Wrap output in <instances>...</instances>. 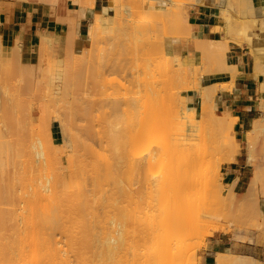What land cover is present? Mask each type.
<instances>
[{
	"label": "rangeland",
	"instance_id": "374dc122",
	"mask_svg": "<svg viewBox=\"0 0 264 264\" xmlns=\"http://www.w3.org/2000/svg\"><path fill=\"white\" fill-rule=\"evenodd\" d=\"M75 1L78 5V8L69 11L63 19L64 23L70 22L72 20V25L71 27H69L70 34L67 31L69 36L65 37L64 39H62L61 36H58L59 38L61 37L59 42H62H60L61 44L56 42L55 44L57 45L54 46L56 48H52L53 50H56V53L53 50H49L48 46L46 47L45 39L42 38L40 40V45L42 46L40 51H42L43 53H45L46 50L52 51L51 53L48 52L49 54L47 58H49L50 56L49 60L52 61L51 64H53L54 66L52 68V72L54 70V75L52 74V72H50L40 76V79L38 78L40 80V82L38 81L39 84L35 82L34 76L32 77L30 75L31 72L28 69L29 67H27V65H23L25 63L22 57H18L17 52L14 53V51L17 50L15 49L16 45H18L19 47L20 43L14 44V46H5L0 41V43L2 44H0V48H2L0 49V83L3 84L5 81V83L3 84L4 87L1 86L2 84L0 85V106L3 105L2 103H6L9 104L10 109L13 108L11 109V112L14 116H16L14 118H17L19 120L20 124H16H18V127L20 125L21 128H19L22 129V131L20 129L19 130L21 134L24 135L20 136V132L18 131H10L11 129L9 128V124L3 121L5 120L3 119L5 114L3 109L4 107L1 106L0 109L2 108L3 111H1L2 109L0 110V121H3L4 125L3 122H1L0 126L3 125L4 127L2 126L0 131H2L5 135L2 134L3 136L0 137V141L3 138L5 139V136H7L8 138H6L5 141L7 142V140L9 139L8 141H10V143L12 142V145L14 144L13 148L15 145L17 146V148H14L16 150H13V152L16 151V153H14V156L13 154H10L15 157V160L9 161L11 164L7 162L8 166L5 161V164L7 166H5V173L8 174H5L4 182H14V188L9 195L10 199L13 201L12 203H10L13 205H7L8 202L6 201L2 202L3 204L1 203L0 205L3 209L5 207H8L11 211L15 209V212L7 218L5 228L0 232L1 242L4 244L21 243L22 238H27L34 230H36V228L30 223L31 218H34L33 220L34 222H36V225L40 223L36 230L37 235H39L38 237L45 238L44 236H46L45 242L40 241L41 244H43L44 246L53 244V246L51 247H54L56 245L54 243H57V245H59V248L62 246L61 249L64 247L67 250V252L66 250H61L62 254L60 256H63V262H60L61 259H63L61 257L58 262H56L57 258L56 260L53 259V262L52 259L48 258V256H51L52 254L51 252H49L50 248H48V246L42 247V245L41 248H44L43 251L46 252L41 251L44 254V257L42 259L40 258L41 260L39 259V262H43H41V264H204V252L205 248L207 247V238L212 236L213 234L223 232L237 239L251 241L254 240L253 236L251 235L253 232H256L261 237H264V173L258 188L253 191L246 190L249 185L250 179H252L254 174L258 171L256 170V166L257 168L258 166L260 168V171L258 172L261 173L262 171H264V161L262 160L264 159V133L257 137L255 135H249L248 137L249 145L252 146V150L256 149L257 151H255V153L253 151L255 164H251V171L249 178L247 179V183L241 184V188L239 189L242 192H237L234 190L236 181L230 183L231 189L228 191L229 184H225L226 167L230 163L235 162L234 157H236L238 153L234 151V128L231 127V124L229 127L230 129H225L226 126H223L225 129H223V133L227 140V142L225 143L228 144L225 146V149L223 147L224 150H222L225 152L226 148L228 149L229 153H227L228 155L226 157H228L229 159H224L223 157L225 156H222L221 153H218L220 155L217 154V156L213 154L215 156L214 159L211 158L212 156L208 157V159L211 158L212 161L207 167H203V169L200 168V173L203 174L199 175L201 176V183L199 182L200 185L198 186V183L195 182L197 183L196 185L198 186V188L193 190L190 189V186H186L185 188L188 187L189 189H183L182 194L187 196L186 198H188V202L184 201L187 203L182 204V207L190 206L189 209H185V215L182 217V219L181 217H177L178 219L176 218L172 221V223H170L169 226L172 227L167 226L165 230V227H161L163 231L166 232L165 233L159 226L161 217L155 218L153 216L155 212L159 211H156V207L158 206L155 207V205H158L157 203H159V201L161 200L160 196H162V198L164 199V197H166V194L168 195L169 192H171L169 190L174 189L171 186V182L185 173L184 165L176 164L177 159L180 158L179 154L185 151V145H176L173 147H166L158 151H153L155 145L164 142L169 134L167 132H159L153 138H150L148 134L151 125L153 124L150 120V116L152 114H155L158 110L161 111V108H158V110H156V106L155 108H153L156 111L151 109L152 113L150 112L151 114L149 116L147 115V113L149 112H145L146 114L144 113L145 109H148L146 105H149L148 107H151L152 105L155 106L157 102V104H159L160 98L157 95H160V93L156 92L155 89L159 90V86L163 84L162 81L158 82L159 78L161 79V76L158 78V68L155 69L156 67H153L154 63H151V61L154 62L153 60H155V65L161 61V57H165V61L167 60L166 62L170 61V58L172 61V57H175L180 53H185L187 52V50L192 51L196 46V41L193 37H186V34L182 33L184 32L182 31L183 28L185 30L189 27H187L184 21L183 23L186 26L183 25L184 27H182V23H180L179 26L181 34H178L181 36L171 35L176 33L175 31H177V27L175 26H173L176 28H174V33L172 32V30H170L171 24L175 25V22L173 20L177 19V11L184 10L182 11V13H189L190 21H194L192 14L194 13V9L197 6H202L205 4L215 5L216 12L221 18V31L225 33L226 41H237L240 44L247 43L251 49L252 42L248 40V33L253 32L259 38V42L257 41L255 43H258L259 47L262 45L261 41L264 38V25L260 21L264 18V3H259L258 0H112L114 2H117V6L121 7L116 8L113 5L114 3L112 1L111 2L113 4L110 3V0H107L110 6V10L97 12L85 23L84 27L82 28V32H80V19L85 15V10L88 6H94V0ZM247 1H251L249 4H253V9L249 8L246 5ZM45 2L52 9V11L57 7V0H45ZM52 3L55 6H53ZM137 6H139V8ZM165 10H167V17L164 16ZM251 10H255L256 15L254 16L258 17V20L260 21L258 23L259 26H252L251 23L255 22H252L253 12H250ZM153 13L156 15H154ZM229 13L231 15L234 14L232 15V19L231 16H229ZM81 14H83V16H81ZM52 15L54 16V14ZM154 16H158V18H155ZM163 16L164 18H167L169 22L165 19L163 20ZM227 16H229V19L232 20V22L229 21V25L234 24L231 25L232 27H228L227 25ZM152 18L157 20H154ZM108 19L116 22L114 25V30L104 35L97 34L98 37H96V33L92 34L94 26L93 22L95 20L101 21L103 24H105ZM147 19L149 21L150 19L152 21L154 20V24H151L153 23L152 21L148 23L149 21ZM233 20L235 23L233 22ZM163 21L169 23V29H167L168 32H170L169 35L167 34V32H165L166 35L164 34V32H161L167 26L166 23H163ZM155 22L157 23V25ZM145 23L146 25H144ZM155 25L157 26L156 28L154 27ZM190 27L188 29H190ZM157 28L159 29L156 30ZM45 31L46 30L42 31L40 34H44ZM71 31H73L72 34ZM21 32L24 33V31ZM155 32L158 33V36ZM159 33L163 34H161L160 36ZM20 35L22 36L21 33ZM182 35H184V37ZM71 36L72 38H70ZM23 37L25 38L24 34ZM157 38L160 39L158 40ZM69 39L72 41H68ZM155 39L158 40L156 41V44L154 41ZM20 40L21 39L17 41ZM64 41H68V44H65ZM69 42L71 44H69ZM152 44L156 45L157 47L158 44H161L160 49L161 47H163L162 49H164L163 52L165 54H160L162 56L157 53L159 55V60H156L157 55L155 54L154 55L156 56V58L153 56L152 60L150 54L153 55V52H147L150 49V45L152 47ZM227 44H229V42ZM255 44L252 47H254ZM59 45L62 46L59 47ZM169 46L171 47L172 52L168 51ZM260 48L262 50V57L264 60V48ZM114 49L117 50V56L113 55L115 51H111ZM154 49L151 48L152 51ZM252 49H254L252 51H255V48ZM110 56L115 57L112 58ZM206 56L202 57V53H198L196 55V59L192 65V68H194V70L195 68H199L198 73H200V76L198 73H196V75L198 74V77L193 78L199 80L201 84L204 85L212 82V88L217 90L218 101L219 92L229 89L225 87L228 82L220 81L222 76H218L213 73L211 67L212 65L208 64L210 65V67H205L206 63L208 62H206L204 66L201 65L203 64L202 59H205ZM206 58L208 60L209 57ZM19 62L20 66H18ZM65 64L69 65L72 68L71 69L70 67H68L70 68L68 69L70 70V72L66 69ZM160 64L163 66L162 63H158L157 65L159 66ZM56 65L57 67H62L61 69L62 71H64H59V68H57ZM102 65L104 67H101ZM168 65L171 66L170 63H167L166 66L168 67ZM167 67L164 68L167 69ZM54 68H56L58 71ZM154 69L156 71L155 74L152 73L155 72ZM23 70L27 72L29 71V75L27 73L26 74L31 77H28L25 74V71L23 72ZM191 70L192 73L195 74V72H193V69ZM201 70H205L204 72L207 74H205ZM14 71L17 75L14 73ZM166 71L167 70H165V73L168 74ZM56 72H59L58 74L61 75V77L60 75L58 77L61 78L63 83H60L62 82L60 79H58L59 81L56 79ZM146 72L149 73L147 74ZM163 72L161 73L163 74ZM208 72L210 74H208ZM194 74H192V76H194ZM146 75L148 78H146ZM155 75L156 77H154ZM159 75L161 74L159 73ZM51 76L52 80L50 79ZM65 77L69 78L70 81L68 79L67 81H69L70 83L66 81ZM157 78L158 80L156 81ZM173 78L175 79L176 76ZM3 79L4 81H2ZM118 79H120V81ZM64 80L66 82H64ZM170 80L171 78L169 79V81ZM216 80L220 83H214V81ZM155 81L157 83H155ZM175 81H178V83L180 84L183 83V81H180L179 78L178 80L175 79ZM31 82H34L35 85ZM165 83L166 82H164V84ZM177 84H174V86L176 87ZM183 84H178V90H180L179 88ZM60 85H63V87L61 88ZM2 87L4 88V90ZM57 87L59 88L55 89ZM32 89L34 91H32ZM57 90H61V92ZM162 91L165 90L162 89ZM172 91L174 92V90ZM159 92H161V90H159ZM3 93H5V95ZM152 93L153 95L157 94L155 95L156 97H152ZM184 93L190 94L191 92ZM111 94L113 96L112 99ZM113 94L116 95V97ZM15 95H18V98ZM8 96L9 98H6ZM149 96H151V98L153 99H150ZM164 96H166L165 93ZM193 97L195 99L194 103L196 107L199 108V98L197 96ZM148 98L153 103L148 101L146 103V100H149ZM114 99L116 100V102L119 101L118 107L116 109L117 114L115 115H117V117L120 116L119 125L122 124L120 126L121 129L123 127L122 135L125 136L122 137V140L124 142H121L123 144L121 145V156L118 163L119 169L117 167L116 176H111V173H109L110 176L107 175L109 178H106L107 176L100 178L99 176L97 177L95 175H91L95 179H93V177L89 175L76 176L73 173V170H77L76 166H80L79 163L82 158H86L87 160L91 159L94 162L93 163L90 160L93 164H95V158V160L100 161L99 164L102 161L99 155H95L93 153L90 154L92 150L87 151L86 146L90 144L96 150L98 148H101L99 144L100 136L98 132L102 129L103 120L106 117L110 116V112L112 110L111 104L112 102H115ZM155 99H157L158 101H155ZM109 100H111L112 102H108ZM167 100L168 99H166V101ZM154 102L156 103L154 104ZM167 104L166 106H168ZM158 106L160 107L162 105L159 104ZM129 109L137 110H135V117L134 115H131L134 113L130 114V112H128ZM139 109H141L142 111H139ZM216 111L217 113H221V109L219 108H217ZM127 112L131 116H129ZM167 112L170 116L169 111ZM163 113L161 115H163ZM171 115L173 116V113ZM128 117L134 119L129 120L130 118ZM109 118H113V115ZM159 118L161 119V117ZM50 119L52 120L49 121ZM229 121L231 120H228L227 122L229 123ZM126 122H130V125ZM224 123L225 122H223L222 125H226ZM217 124L218 123H216L215 126H217ZM126 125H132L133 129L130 130L131 128H127ZM222 125L220 126L222 127ZM125 128L131 131V134H129L131 139L129 138V136L127 137L126 132L128 130ZM2 129H5V131H3ZM91 129L95 133L90 132L89 130ZM53 131L55 132V138H53L52 136ZM12 132L16 133L14 134ZM17 132L18 135L16 136ZM209 132L210 131H208V135L211 134ZM217 132L218 131H216L215 133ZM220 132L219 134L223 135V133ZM31 133H33V135H30ZM217 134H215L214 136H216ZM48 135H51L50 137L52 142L48 141L50 140V138H48ZM133 135L135 136V139H133ZM13 136L17 138H14ZM18 136L22 138L20 139V137L18 138ZM32 136H40L47 141L48 145H53V148L49 146L50 149L48 150H53L51 154H55L54 157L57 162H55V164L52 163L54 166L51 165V168H56H54L55 170L48 168L50 166L47 162H44L45 160L40 161V159H36L32 156V152L30 153V151L33 150L32 148H29L31 146L27 147V145H29V141L27 142V144L24 140H22L24 138H28L30 140L32 139ZM210 137L211 136H208V138ZM19 139L20 142L22 140L26 144L25 145L23 143L25 145L23 146L25 148V151L22 148L23 151L21 152H24L22 154L20 152L17 153L18 151L22 150L20 146L21 143L17 141ZM219 139H221V136ZM209 141L207 143H211ZM16 142L18 144L20 143V147L18 146V144H16ZM251 142L254 143L252 144ZM221 143L218 144L221 145ZM218 144L217 146L219 148L220 146ZM209 145L210 144H208V146ZM18 147L20 150L18 149ZM209 147H207L206 149H208ZM26 148H29L30 150ZM214 150L216 151V147L214 148ZM259 150L261 153L259 152ZM27 152H29V154ZM102 152L105 151L103 150ZM216 152H218V150ZM24 154H27L28 156L26 157V160ZM234 154L237 155L235 156ZM149 155H151V158H149ZM208 155H210V153H208ZM91 156H93L94 158ZM19 157H22V161L21 159H18ZM5 158L7 159V157H4V160H6ZM11 159L9 158V160ZM16 159H18L19 163H17L18 161H16ZM86 159L84 160L86 161ZM90 161L86 162L90 163ZM42 162L44 165H46V167L42 164ZM102 163H104V160ZM99 164L98 168L96 167V170H100L99 167L101 166V164L100 166ZM105 164L106 163L102 165L104 166ZM29 165H31V169ZM43 166L45 168L44 170L42 168ZM94 166H97V163ZM106 167L107 166H104V168ZM96 170L94 172H96ZM101 171H103V168L102 170H100V172ZM30 172L35 173L30 174ZM104 172L105 170L103 171V173ZM154 173H156L157 176H154ZM52 175L54 176V178L52 177ZM96 175H100V173ZM31 176H33L34 179H37L33 181V177ZM57 176H59L58 181L55 180L56 178H58ZM96 177L98 182L97 184L94 183L95 181H92L96 180ZM99 178L101 181H99ZM42 179H47L46 181L50 180L53 183H55V181L59 182V184H57L58 187L54 191V193L45 200H40L35 196V192H37L38 188L37 185L40 186L38 182L41 180L39 183L42 184ZM218 179L224 182L225 186H223L222 189L218 185ZM50 181L48 183H51ZM100 182H102V186H99ZM33 183L36 184L34 185ZM91 184H96V186L100 187L101 190H97L96 186H94L95 189L92 190L93 185L91 186ZM34 186H36L35 190ZM90 186L91 188H87L88 190L86 189L87 191H85L86 193H84L83 189ZM192 186L193 185H191V187ZM163 191H168V193L163 194ZM8 208L7 210H9ZM163 214H165V212L162 213L161 216H163ZM156 216L160 215L158 214ZM45 218H47L49 221L44 223V221L42 220L46 221ZM39 219L41 220V222H39ZM219 221H222V223H220ZM178 224L181 226H179ZM174 225H177L179 228L182 227V230H171V228H175ZM169 229L170 231L167 234ZM173 232L177 234H173ZM241 232H246L249 235L241 236L239 235ZM50 236L52 240L51 238H48ZM53 236L54 238L56 237L58 239H56L58 242L56 240H53ZM111 237H113L116 242H113L115 248L110 252L107 249V245L109 244L108 242ZM160 238H162L163 241H161ZM158 241L163 242L162 244L165 245L162 247L157 245L160 244ZM44 243H47V245ZM98 246L100 248H97ZM96 248L100 249L101 251L96 250ZM47 249L50 255L45 256V254H47ZM40 256L42 257V253ZM237 256L241 260H243V263L240 262V260L239 262L232 260V262L228 264H261L255 258L242 255ZM51 257L53 258V256ZM31 258H33V256H23L19 246L14 248L13 259L17 264H27L25 259ZM234 258H236V255L234 256ZM0 264H5L3 263L2 257H0Z\"/></svg>",
	"mask_w": 264,
	"mask_h": 264
},
{
	"label": "bare ground",
	"instance_id": "6f19581e",
	"mask_svg": "<svg viewBox=\"0 0 264 264\" xmlns=\"http://www.w3.org/2000/svg\"><path fill=\"white\" fill-rule=\"evenodd\" d=\"M50 1V0H49ZM52 1V0H51ZM54 1H56V0H54ZM112 0H110V3H112L116 8H118L119 6H117L118 4H117V0L114 2V1H112ZM120 2H122V1H120ZM251 1H247L246 2V5L249 7V8H251V9H253L252 7H253V4H249ZM93 3H94V5H95V0L93 1ZM53 4V3H52ZM116 4V5H115ZM53 6H55L54 4H53ZM57 6V5H56ZM125 6H128V5H125ZM140 6V5H139ZM139 6H137L138 8H139ZM135 7V6H134ZM136 7V8H137ZM119 8H121V7H119ZM213 8V10L216 12V8H215V5H214V7H212ZM54 9H56V8H54ZM53 9V14H54V10ZM107 10H109L107 7H105L104 8V10L103 11H107ZM149 11V10H148ZM167 10H165V15L164 16H168L167 15V12H166ZM182 11H184V10H182ZM182 11L181 10H179V11H177L178 12V14H177V19L176 20H173L174 22H175V25H173V24H171V26H170V30H172V32L174 33V30L176 29L175 27H177V31H175L176 33H174V34H171V35H173V36H181V35H179L178 33H180V29H179V26H180V23H182V27H184V26H186L187 25V27L189 26H191L190 27V29H188L187 27V29H185L184 30V28H183V30L182 31H184V32H182V33H185L186 34V37H190V38H194L195 39V41H196V46H195V49L194 50H187V52H185V53H180V54H177L175 57H172V61H171V58L169 59L170 61H168V62H166L165 61V57H161L163 60H164V62H163V60L161 59V61L160 62H158V63H162L163 64V66L160 64L159 66L156 64L155 65V60H153V56L156 58V56L155 55H157V59L156 60H159L158 59V56L160 55V54H165L163 51H164V49H162L163 47H161V49H160V46H161V44H158V47L156 46V45H153L152 44V47H151V45H150V51L148 50L147 52H153L152 54L153 55H151L150 54V56H151V58H152V60L154 61V62H152L151 61V63H154V65H153V67H156L155 69H157V71H159V73L161 74V75H159V73H158V78L161 76V79L159 78V81L158 82H161L162 81V85L161 86H159V90H161V92H159V90H157V89H155L156 90V92H158V93H160V95H157V94H154L153 95V93H152V97L153 96H155V95H157V96H159V104H161L162 106H158L159 104H157L156 102H154V104H155V106L154 105H152V104H150V105H152L151 107H148L147 105H146V107L149 109H145V111H144V113L146 112H149V113H147V115L149 116L152 112H151V109H153V108H155L156 106V110H158V108H161V111H156V110H154V111H156V115L155 114H152L150 117H151V122L153 123L152 125H151V128H150V130H149V134H148V136L150 137V138H153L156 134H158L159 132H167L168 134H169V136L167 137V139L164 141V142H162V143H158V144H156L155 145V148L153 149V151H158V150H160V149H163V148H168V147H173V146H176V145H185V151L184 152H181L179 155H180V158L179 159H177V162H176V164H178V165H184V169H185V173L184 174H182L180 177H178L176 180H173L172 182H171V186L174 188V189H171V190H169V191H171V192H169V194L167 195L166 193H168V191H163V194H166V197H164V199L162 198V196H160V201H159V203H157L158 205H155V207L156 206H158V207H156V211H158V212H155V213H157V214H153V216L155 217V218H158V217H161V220H160V222H159V226H160V228L161 227H165L164 228V230L167 228V226H169L170 225V223H172V221L173 220H175L177 217L179 218V217H181V219H182V217L185 215L184 213H185V211L187 210V208L189 209V207H182V204H185V203H187L188 202V198H186L187 196H185V195H183L182 194V192H183V189L186 187V186H190V189H193V190H195V189H197L198 188V186L200 185V183H201V176H199V175H202L203 173H200V168L201 169H203V167L205 168V167H207L210 163H211V158H215V156H217V154L218 153H221L222 154V156H225V157H223L224 159H227L228 157H226L228 154L227 153H229L228 152V149L226 148V150H225V152L223 151L224 149H225V146L228 144H226L225 142H227V140H226V137H225V135H224V133H223V131L225 130V129H230L229 127H230V124H231V127L233 128V122H235V120H236V118L237 117H235L228 109L226 110V111H224V112H221V113H217V90H215V89H213L212 88V82H210V83H208V84H201V82L199 81V80H196L195 78H193V77H198V74H199V76H200V73H198V71H199V68H195V70H194V68H192V65H193V63H194V61H195V59H196V55L198 54V53H202V57H204V56H206V57H209L208 58V60H207V58L205 57V59L203 58L202 59V62H203V64H201V65H203L204 66V64L206 63V62H208V63H206V65H205V67L207 66V68L208 67H210V65H212L211 67H212V71H213V73L214 74H216V75H218V76H224L225 74H228V77H229V81H227L228 82V84H226L225 85V87H227V88H229V89H231L232 88V86H234V79H235V77H236V75H237V71L236 70H238V69H236V66H234V65H231L228 61H227V51H228V49H229V44H227L228 42H230V41H226V35H225V33L224 32H222L221 31V36L219 37V38H204V37H202L201 36V34H200V32L197 30L199 27H198V25L194 22V21H190V18H189V13L188 14H186L185 12H184V14L182 13ZM144 12H146V11H144ZM187 12V11H186ZM214 12V13H215ZM250 12H253L252 13V15H253V20H252V22H255V23H251L252 24V26L253 25H256V26H259L258 25V23L261 21V23L264 25V18L262 19V20H258V17H256V16H254V15H256V12H255V10H251ZM176 13V12H175ZM150 14V13H149ZM154 14V13H153ZM186 14V15H185ZM230 14V13H229ZM144 15H146V14H144ZM152 15V14H151ZM154 15H156V14H154ZM227 15H228V13H227ZM232 15H234V14H232ZM231 14L229 15V16H231V19L233 18V16H232ZM53 16V15H52ZM55 16V15H54ZM81 16H83V14H81ZM161 16V15H160ZM164 16H163V20L165 19L166 21H168L169 22V20H167V18H164ZM229 16H227V18L226 19H228L227 21H228V23H227V25H228V27L229 26H231V25H234V24H231V25H229V21H231L232 22V20H230L229 19ZM155 18H158V16H154ZM57 18V21H60V22H62L63 23V26H64V28H63V31L61 32V33H55V32H52V31H49V30H46L45 31V33L44 34H41V39L43 38V39H45V42H46V47L48 46V48H49V50H53L54 48H56V47H54V46H56L57 44H55L56 42L57 43H59V44H61L60 42H62V41H60L59 42V40H60V38L62 37V39H64L65 37H67V36H69L68 35V32H69V34H70V28L69 27H71V21L70 22H67V23H64L63 21V19H64V16H60V17H56ZM149 18V17H148ZM152 19H154V18H152ZM169 19V18H168ZM171 19V18H170ZM65 20H67V19H65ZM148 20V19H147ZM154 20H157V19H154ZM154 20L152 21L151 19H150V21H152L153 23H151V24H154ZM149 21V20H148ZM150 21L148 22V23H150ZM166 21H163V23H166V28L163 30V31H161V32H164V34L166 35V33L165 32H167V34L169 35V33L170 32H168V30L167 29H169V23L168 22H166ZM183 21L185 22V24L186 25H184V23H183ZM233 22H234V20H233ZM94 26H93V32H92V34H94V33H96L95 35H96V37H98V35H104V34H107V33H109V32H111L112 30H114V25H115V23L116 22H113L112 20H110V19H108L107 21H106V23L105 24H103L101 21H98V20H95L94 22ZM147 23V22H146ZM146 23L144 24V25H146ZM156 23V22H155ZM199 23V22H198ZM235 23V22H234ZM257 23V24H256ZM156 25H157V23H156ZM154 26L155 28L157 27V26ZM184 25V26H183ZM173 26H175V27H173ZM137 27V26H136ZM164 27H165V25H164ZM232 27V26H231ZM153 28V27H152ZM151 28V29H152ZM172 28V29H171ZM175 28V29H174ZM136 29V28H135ZM150 29V28H149ZM159 28H157L156 30H158ZM162 29V28H161ZM72 30V29H71ZM167 30V31H166ZM202 30V29H201ZM68 31V32H67ZM148 31V30H147ZM153 31H154V29H153ZM72 32L73 31H71V34H72ZM150 32V31H149ZM152 32V31H151ZM66 35H65V34ZM156 34H157V36H158V33L157 32H155ZM21 34H22V36L19 34H17L18 35V37L16 38V41H15V44H19V47H18V45H16V47H15V49H17V50H15L14 51V53L15 52H17V54H18V57L19 56H21L22 57V59H23V61H24V63L25 64H23V65H27V67H29L28 69L30 70V72L28 71H25V70H23V72L25 71V74L27 73H30V75L33 77L34 76V80H35V82L37 83V84H39L38 83V81L40 82V76H42V75H45V74H47V73H50V72H52V68L54 67L53 66V64H51V62L52 61H50L49 60V58H50V56H49V58H47V56H48V52H52V51H45V53H43L42 51H40L41 50V48H42V46L39 44V46H38V48L35 50L33 47H32V45L29 43V41H28V39L25 37H23V34L25 35V33H22L21 32ZM61 34H63V35H65V36H63V35H61ZM98 34V35H97ZM111 34H113V33H111ZM161 34H163V33H161ZM161 34L159 33V35L161 36ZM178 34V35H177ZM181 34V33H180ZM58 36H61L60 38L58 37ZM93 36V35H92ZM159 36V37H160ZM164 36V35H163ZM183 37H184V35H182ZM94 37V36H93ZM247 37H248V40L250 41V42H252V46L259 40V38L253 33V32H250V33H248L247 34ZM59 38V39H58ZM70 38H72V36L70 37ZM19 39H21L20 41H17V40H19ZM158 40L160 39V38H157ZM57 40V41H56ZM66 40H67V38H66ZM65 40V41H66ZM158 40H154L155 41V44H156V41H158ZM0 41H1V34H0ZM64 41V42H65ZM68 41H72V40H68ZM67 41V42H68ZM193 41V40H192ZM194 41V42H195ZM16 42H18V43H16ZM67 42H65V44H68ZM160 42V41H159ZM158 42V43H159ZM259 42V41H258ZM1 43H2V41H1ZM0 43V44H1ZM69 44H71L70 42H69ZM2 45V44H1ZM163 45V44H162ZM256 45H258V46H256ZM62 45H59V47H61ZM64 46V45H63ZM153 46H154V48H153ZM251 46V50H254V49H252V48H255V51H254V53L252 52V54H254L255 56H256V60H257V62H261V61H263V57H262V50H261V48L259 47V44L257 43V44H255V46L254 47H252ZM1 47V46H0ZM58 47V46H57ZM51 48V49H50ZM53 48V49H52ZM151 48L152 49H154L153 51L151 50ZM248 48V47H247ZM250 48V47H249ZM0 49H2V48H0ZM117 49V48H116ZM169 49V50H168ZM168 51H170V52H172V50H171V47L169 46L168 47ZM155 50H156V52H155ZM161 50V51H160ZM2 51V50H1ZM54 52L56 51V50H53ZM111 51H115V53L113 54V55H115V56H117L116 54V52H117V50H111ZM175 52V51H174ZM1 53V52H0ZM56 53V52H55ZM159 55H158V54ZM105 54H107V53H105ZM155 54V55H154ZM14 55V54H13ZM55 55V54H54ZM149 55V54H148ZM204 55V56H203ZM15 56V55H14ZM115 56H110V57H115ZM149 56V57H150ZM160 56H162V55H160ZM163 56H165V55H163ZM167 57V56H166ZM171 57V56H170ZM1 58V57H0ZM118 58V57H117ZM168 59V58H167ZM1 60V59H0ZM17 60V59H16ZM52 60V59H51ZM151 60V59H150ZM204 60H205V62H204ZM109 61H110V59H109ZM118 61V60H117ZM116 61V62H117ZM108 62V61H107ZM115 62V63H116ZM210 62H212V63H210ZM111 63H113V62H111ZM114 63V64H115ZM150 63V62H149ZM166 63V64H165ZM167 63H170L171 64V66L170 65H168V67L166 66L167 65ZM263 63H264V61H263ZM262 63V64H263ZM2 64V63H1ZM19 65L18 66H20V62L18 63ZM67 64V63H66ZM65 64V67H66V69L68 70V69H70L71 67L69 66V65H66ZM100 64V63H99ZM146 64V63H145ZM208 64H210V65H208ZM261 63L259 64V65H262ZM22 66V65H21ZM60 66V65H59ZM64 66V65H63ZM258 66V65H257ZM264 66V64L262 65V67ZM56 67H57V65H56ZM65 67H63V68H65ZM68 67H70V68H68ZM97 67V66H96ZM101 67H104L103 65L101 66ZM116 67V66H115ZM160 67V68H159ZM162 67V68H161ZM164 67H167V69L166 68H164ZM259 67V66H258ZM261 67V68H262ZM57 68H59V71H62V67H57ZM256 68V67H255ZM21 69V68H20ZM19 69V70H20ZM27 69V68H26ZM54 69H56V68H54ZM61 69V70H60ZM72 69V68H71ZM75 69V68H74ZM96 69V68H95ZM103 69V68H102ZM116 69V68H115ZM146 69V68H145ZM155 69H154V71H155ZM160 69V70H159ZM162 69V70H161ZM191 69H193V72H195V74L194 73H192V70ZM262 69H264V68H262ZM22 70V69H21ZM57 70V69H56ZM77 70H79V69H77ZM152 70V69H151ZM165 70H167L166 72L168 73V74H166L165 73ZM255 70V69H254ZM58 71V70H57ZM64 71V70H63ZM62 71V72H63ZM69 72H70V70H68ZM67 71V72H68ZM76 71V70H75ZM102 71V70H101ZM118 71V70H117ZM146 71H148V70H146ZM164 71V72H163ZM202 72H204L205 70H201ZM259 71V70H258ZM260 71H262L261 69H260ZM53 72H54V70H53ZM52 72V74L54 75V73ZM61 72V73H62ZM71 72H72V70H71ZM74 72V71H73ZM77 72H79V71H77ZM161 72H163V74L161 73ZM169 72H172V73H169ZM255 72V71H254ZM264 72V71H263ZM262 72V73H263ZM14 73H15V71H14ZM19 73V72H18ZM21 73V72H20ZM59 72H56L55 74L57 75V80L58 79H60L61 80V75L60 74H58ZM147 74L149 73V72H146ZM152 73H156V71L155 72H152ZM196 73H198L197 75H196ZM205 73V72H204ZM212 73V74H213ZM261 73V72H260ZM259 73V74H260ZM16 74V73H15ZM25 74H23V75H25ZM26 74V75H27ZM74 74V73H73ZM192 74H194V76H192ZM205 74H207V73H205ZM208 74H210L209 72H208ZM17 75V74H16ZM29 75V74H28ZM27 75V76H28ZM50 75V74H49ZM52 75V76H53ZM55 75V76H56ZM60 75V77H58ZM164 75V76H163ZM170 75V76H169ZM255 75V74H254ZM261 75V74H260ZM264 75V74H263ZM13 76H14V74H13ZM20 76V75H19ZM18 76V77H19ZM31 76H28V77H31ZM52 76H51V80H52ZM63 76V75H62ZM176 76V80H178V78L180 79V81L182 80L183 81V83H181V84H183L179 89L180 90H178V84L179 85H181L180 83H178V81H175V79L173 78V77H175ZM203 76V75H202ZM1 77V76H0ZM27 77V78H28ZM80 77V76H79ZM154 77H156V75L154 76ZM163 77V78H162ZM165 77V78H164ZM168 77V78H167ZM226 77V76H225ZM261 77H263V76H261ZM6 78V77H5ZM21 78V77H20ZM39 78V79H38ZM64 78V77H63ZM146 78H148L147 77V75H146ZM145 78V79H146ZM153 78V77H152ZM151 78V79H152ZM158 78L156 79V81L158 80ZM171 78V82L169 81V79ZM8 79V78H7ZM24 79V78H23ZM31 79V78H30ZM36 79H37V81H36ZM44 79V78H43ZM65 79H66V81H67V79L69 80V78H67V77H65ZM81 79V78H80ZM155 79V78H154ZM165 79H166V81H165ZM174 79V80H173ZM28 80V79H27ZM33 80V79H32ZM50 80V81H51ZM73 80V79H72ZM119 81H120V79H118ZM164 80V81H163ZM202 80V79H201ZM213 80H215V79H213ZM212 80V81H213ZM2 81H4V79L2 80ZM42 81V80H41ZM55 81V80H54ZM59 81V80H58ZM62 81V80H61ZM65 80H64V82H66ZM70 81V80H69ZM69 81H67V82H69ZM155 81V83H157ZM264 81V80H263ZM28 82H30V81H28ZM52 82V81H51ZM164 82H166L165 84H164ZM169 82H170V84H169ZM178 84H177V83ZM215 82H219V81H214V83ZM4 83H5V81H4ZM3 83V84H4ZM32 83V82H31ZM34 83V82H33ZM32 83V84H33ZM48 83V82H47ZM46 83V84H47ZM60 83H63V81L62 82H60ZM70 83V82H69ZM68 83V84H69ZM185 83H186V85H185ZM220 83V82H219ZM2 83H0V85H1ZM3 84L1 85V86H3ZM64 84H66V83H64ZM63 84V85H64ZM121 84V83H120ZM168 84V85H167ZM172 84V85H171ZM174 84H177L176 85V87L174 86ZM211 84V85H210ZM260 84V83H259ZM34 85H35V83H34ZM63 85H60L61 86V88L63 87ZM159 85V84H158ZM209 85H210V88H212V89H210L209 88ZM262 85V84H261ZM260 85V86H261ZM39 86V85H38ZM67 86V85H66ZM167 86H169V87H166ZM4 87V86H3ZM2 87V88H3ZM54 87H56V86H54ZM53 87V88H54ZM158 87V86H157ZM156 87V88H157ZM161 87V88H160ZM32 88V87H31ZM36 88H37V86H36ZM59 87H57V88H55V89H58ZM149 88V87H148ZM172 88V89H171ZM176 89V91H175V89ZM259 88V87H258ZM263 88V86L261 87V89ZM154 89V88H153ZM162 89L163 90H165V91H162ZM260 89V88H259ZM3 90H4V88H3ZM8 90V89H7ZM31 90V89H30ZM37 90V89H36ZM63 90V89H62ZM118 90V89H117ZM167 90H170V91H167ZM172 90H174V92L172 91ZM178 90V91H177ZM262 90H264V89H262ZM32 91H34L33 89H32ZM57 91H59V90H57ZM216 91V92H215ZM4 92V91H3ZM8 92V91H7ZM59 92H61V90L59 91ZM119 92V91H118ZM184 92H191L190 94L189 93H187V94H185ZM29 93V92H28ZM164 93L166 94V96H164ZM170 93V94H169ZM1 94V93H0ZM4 95H5V93H3ZM9 94V93H8ZM8 94H6V95H8ZM163 94V95H162ZM114 95V94H113ZM135 95V94H134ZM16 96V95H15ZM18 96V95H17ZM16 96V97H17ZM111 96H112V94H111ZM115 97H116V95H114ZM117 96H119V95H117ZM170 96V97H169ZM193 96H197L198 98H199V102H200V107L198 108V107H196V105H195V103H194V97ZM156 97V96H155ZM154 97V98H155ZM163 97H165V98H163ZM168 97V98H167ZM6 98H9V96L8 97H6ZM18 98V97H17ZM109 98H110V96H109ZM113 98V96L111 97V99ZM118 98V97H117ZM149 98L150 99H153V98H151V96H149ZM148 98V99H149ZM170 98V99H169ZM129 99V98H128ZM150 99L149 100H146V103H147V101L148 102H151L150 101ZM162 99H164V100H162ZM166 99H168L167 101H166ZM17 100V99H16ZM107 100V99H106ZM118 100V99H117ZM157 99H155V101H156ZM161 100V101H160ZM7 101V100H6ZM111 100H109L108 102H110ZM114 101L115 102H112V104H111V108H112V110H111V112H110V116H112L113 115V118H109V117H106L104 120H103V122H102V129H101V131H99L98 132V134H99V138H100V141H99V144H100V146H101V148H98V149H100V150H104L105 152H102V151H100V150H96L92 145H88V146H86V149H87V151H91V153L90 154H95V155H99L100 156V158H101V166H100V164H99V160L97 161V160H95L94 159V161H95V164H93V163H91V161L90 160H87L86 158H84V159H86V161H90V163H91V165H90V163L89 162H86L83 158L80 160V166H76L77 167V170H73V173L76 175V176H91V175H95V176H99L100 178L101 177H106L107 175L108 176H110L109 175V173H111V176L113 175L114 177L116 176V172H117V167H118V169H119V165H118V163H119V159H120V153H121V145L123 144V143H121V142H124L122 139V137H125L124 135H122V133H123V127H122V129H121V125H119L120 123H119V117L120 116H118L117 117V115H115V114H117L116 112V109H117V107H118V102L119 101H117L116 102V100L114 99ZM158 101V100H157ZM164 101H166V102H164ZM9 102V101H8ZM7 102V103H8ZM110 102V103H111ZM262 102V101H261ZM151 103H153V102H151ZM263 103H264V101H263ZM263 103L262 104H260V105H263ZM1 104V103H0ZM3 105H1V106H3L4 108V117H3V115H2V117H3V119H5V120H3L5 123H8L9 124V128L11 129H9L10 131H18V132H20V130L22 131V129H20L21 127H20V125H19V127L17 126L18 124H16V123H19V120L17 119V118H14V117H16V116H14L13 115V113L11 112V109H13V108H9V104H4V103H2ZM108 104V103H107ZM166 104L168 105V106H170V107H168V106H166ZM109 105V104H108ZM0 106V107H1ZM154 106V107H153ZM264 106V105H263ZM263 106H262V108H263ZM163 107V108H162ZM165 107V108H164ZM169 109H168V108ZM211 107V108H210ZM167 108V109H166ZM2 109V108H1ZM0 109V110H1ZM3 109L1 110V111H3ZM264 109V108H263ZM132 109H129V111L128 112H130V114L131 113H134V114H131V115H134V117H135V110L136 109H134V110H132ZM165 110H167V111H169V113H170V116H172L171 114L173 113V116L172 117H170L169 116V114H168V112L167 111H165ZM1 111H0V113H1ZM6 111V112H5ZM137 111V110H136ZM139 111H142L141 109H139ZM127 112V113H128ZM151 112V113H150ZM163 112H165V113H163ZM114 113V114H113ZM145 113V114H146ZM157 113H158V115H157ZM163 113V115H161ZM129 114V113H128ZM129 114V116H131ZM115 115V116H114ZM165 115V116H164ZM164 116V117H163ZM168 116V117H167ZM159 117H161V119L159 118ZM166 117V118H165ZM128 118H130V117H128ZM128 118H127V120H128ZM153 118V119H152ZM16 119V120H15ZM132 118H130L129 120H131ZM134 119V118H133ZM132 119V120H133ZM52 119H50L49 121H51ZM56 120V119H55ZM228 120H231V121H229V123L227 122ZM3 121H0V123L1 122H3ZM18 121V122H17ZM4 122H3V125H4ZM21 122V121H20ZM44 122H47V121H44ZM130 122H133V121H130ZM129 122V123H130ZM223 122H225L224 124H226V125H222V123ZM227 122V123H226ZM232 122V123H231ZM255 122V121H254ZM127 124H129L128 122H126ZM216 123H218L217 124V126H215V124ZM20 124V123H19ZM229 124V125H228ZM1 125V124H0ZM2 125V126H3ZM130 125V124H129ZM127 126V128L128 127H130L131 129L130 130H132L133 128H132V125L131 126ZM220 125H222V127L220 126ZM228 125V126H227ZM2 126H0V129H1V127ZM220 126V127H219ZM226 126V128L224 129V127ZM4 127V126H3ZM124 127H125V125H124ZM215 127V128H214ZM127 128H125V129H127ZM214 128V129H213ZM217 128H218V130H217ZM221 128V129H220ZM5 129H8V128H5ZM5 129L3 130V131H5ZM20 129V130H19ZM216 129V130H215ZM224 129V130H223ZM128 130V129H127ZM223 133V135L222 134H219V132L220 131ZM8 131V130H7ZM41 131V130H40ZM90 132H93V130L91 129V130H89ZM124 131H126V130H124ZM208 131H210L209 133H211V134H209L208 135ZM211 131H214V132H211ZM216 131H218L217 133L221 136V139H219L220 138V136L217 134V133H215ZM18 132H17V134H16V136L18 135ZM42 132V131H41ZM220 132V133H221ZM6 133V132H5ZM12 133H16V132H12ZM34 133V132H33ZM33 133H31L30 135H33ZM40 133V132H39ZM38 133V134H39ZM43 133H44V131H43ZM93 133H95V132H93ZM127 133V134H126ZM125 134L127 135V137L129 136V138H130V135L129 134H131V131H127ZM262 133H264V118H260V119H258V120H256V122L254 123V125H253V128L249 131V133H248V136L249 135H255L256 137L257 136H259V135H261ZM3 132L2 131H0V137L1 136H3V135H5V134H3ZM215 134H217L216 136H214ZM19 135L20 136H24L23 134H21V132L19 133ZM20 136H18V138L20 137ZM29 136V135H28ZM51 135H48V138H50V140H48V141H51V137H50ZM208 136H211L210 138H208ZM6 138H8L7 136H5ZM14 137V136H13ZM215 137V138H214ZM218 137V138H217ZM5 138V139H6ZM14 138H17V137H14ZM22 137H20V139H21ZM24 138V137H23ZM31 138V137H30ZM47 138V139H48ZM212 138V139H211ZM216 140V138H217V140L215 141L214 139ZM5 139L3 138L1 141H0V204L2 203V202H4V201H6V202H8V204L7 205H9V204H11L13 201L10 199V197H9V195H10V193H11V191H12V189L14 188V182H4V176H5V168L8 166V164H7V162L8 163H10L9 161H14L15 160V157H13L14 156V153H16V151L15 152H13V150H16V149H14L15 147L17 148V146L15 145L14 146V148H13V145L10 143V141H8L7 140V142L5 141ZM20 139L19 140H17L18 142H20ZM126 139V138H125ZM131 139V138H130ZM133 139H135V136L133 135ZM213 141V143H212V141ZM22 140H24L26 143L28 142L29 143V145H27V147L28 146H31V147H29L30 149L32 148V150L33 151H30V153L32 154V156L33 157H35L36 159H40V161H44V162H47L48 163V165L50 166V167H48V165H47V167L48 168H51V165H53V164H55V162H57L56 161V159H55V157H54V155H52L51 153H52V151L53 150H51V151H49L48 149H50V147L49 146H51V145H48V143H47V141L44 139V138H42V137H40V136H32V139H22ZM21 140V144H20V146H21V149L23 148L24 149V151H25V148L23 147V146H25L26 144H25V142H23ZM210 140V141H209ZM220 142H219V141ZM233 140H234V151H236L237 153H238V155H240V152H241V143L239 142V141H237L236 139H235V135L233 136ZM132 141H135V140H132ZM211 142V143H207V142ZM221 141H222V143H221ZM249 141V140H248ZM251 141V140H250ZM253 141V140H252ZM31 142V143H30ZM52 142V141H51ZM217 142V143H216ZM254 142H256V141H254ZM254 142H251L252 144L254 143ZM11 145V147H10V145ZM25 145H24V144ZM27 143V144H28ZM221 143V145H219V144ZM16 144H18L17 142H16ZM19 144H18V146H19ZM208 144H210L211 146H212V148H211V146L209 147L208 146ZM216 145V146H214V145ZM217 144L220 146L219 148H218V146H217ZM19 146V147H20ZM53 146V145H52ZM51 146V147H52ZM95 146V145H94ZM209 147L208 149H206L207 147ZM213 146H214V148L216 147V151L218 150V152H216L215 150H214V148H213ZM254 146H255V144H254ZM19 147H18V149H19ZM49 147V148H48ZM99 147V146H98ZM206 147V148H205ZM223 147H224V149H223ZM29 148H26V149H29ZM53 148V147H52ZM210 148H211V150H210ZM259 148V147H258ZM12 150V152H11V150ZM23 149L22 150H20V151H18L17 153H24V152H21V151H23ZM29 149V150H30ZM213 149V150H212ZM223 149V150H222ZM28 150V151H29ZM208 150V151H207ZM221 152H220V151ZM27 151V150H26ZM253 151H254V153H255V151H257L256 149L255 150H252V146H250L249 144H248V153H247V162L248 163H250V164H255V158H254V154H253ZM236 152H234V153H236ZM259 152H260V150H259ZM28 154H29V152H27ZM208 153H210V155H208ZM225 153V154H224ZM261 153V152H260ZM10 154H13V156L12 155H10ZM213 154H215V156L213 155ZM224 154V155H223ZM20 155V154H19ZM25 155V154H24ZM218 155H220V154H218ZM235 156L237 155V154H234ZM238 155L236 156V157H234V161H236L237 160V157H238ZM262 155V154H261ZM18 156V155H17ZM82 156V155H81ZM210 156H212L211 158H209L208 159V157H210ZM221 156V157H222ZM4 157H7V159L6 160H4ZM11 157H12V159H11ZM26 157H28L27 156V154L25 155V160H26ZM83 157V156H82ZM91 157H93V156H91ZM95 157H98V156H95ZM9 158L11 159V160H9ZM14 158V159H13ZM22 158V157H21ZM20 157L18 158L19 160L21 159ZM57 158V157H56ZM94 158V157H93ZM149 158H151V155H149ZM18 159H16V161H18ZM24 159V158H23ZM41 159H43V160H41ZM229 159V158H228ZM29 160V159H28ZM82 160H84L85 161V163H84V161H82ZM103 160H104V163H106L104 166H107L106 168H104V166L102 165V164H104V163H102L103 162ZM151 160V159H150ZM263 161H264V159H262ZM5 161H6V164H7V166H6V164H5ZM15 161V162H16ZM21 161H22V159H21ZM39 161V160H38ZM39 161V162H40ZM257 161H258V159H257ZM17 163H19V161L17 162ZM38 163V162H37ZM53 163V164H52ZM59 163V162H58ZM96 163H97V166H94V165H96ZM259 163V162H258ZM11 164V163H10ZM14 164V163H13ZM23 164V163H22ZM42 164H43V162H42ZM57 164V163H56ZM98 164H99V168H100V170H102V168H103V171L105 170V172L107 171H110V172H104L103 173V171H101L100 172V170H96L97 168H98ZM27 165H28V163H27ZM41 165V164H40ZM44 165V164H43ZM91 166V168H90V166ZM259 165V164H258ZM6 166V167H5ZM45 167H46V165H44ZM44 166L42 167L43 168V170L45 169L44 168ZM54 166V165H53ZM57 166V165H56ZM201 166V167H200ZM29 167H30V169H31V165H29ZM28 167V168H29ZM34 167V166H33ZM97 167V168H96ZM40 168V167H39ZM41 168V169H42ZM47 168V169H48ZM55 167H53V168H51V169H53V170H55L54 169ZM258 168H259V166H258ZM257 168V166H256V170H258V171H260V168L258 169ZM8 169V168H7ZM27 169V168H26ZM76 169V168H75ZM107 169V170H106ZM96 170V172H94ZM256 170H255V172H256ZM45 171H47V170H45ZM197 171H198V173H197ZM254 172L255 174H254V176L252 177V179H250V182H249V185H248V187H247V189L246 190H248V191H253V190H255L256 188H258L259 187V184H260V181H261V179H262V177H263V173H264V171H262L261 173L260 172ZM28 172V171H27ZM98 172V173H97ZM119 172V171H118ZM35 173V172H34ZM34 173H31L30 172V174H34ZM37 173V172H36ZM94 173H96V174H99L100 173V175H96V174H94ZM200 173V174H199ZM8 174V173H7ZM6 174V175H7ZM93 176H91V177H93ZM106 177V178H109V177ZM154 176H157V174L156 173H154ZM31 177H33V176H31ZM52 177L54 178V176L52 175ZM58 178H56L55 180H59V176H57ZM97 177H96V180H92V181H95L94 183H98L97 182ZM49 178V177H48ZM47 178V179H48ZM100 178H99V181H101L100 180ZM200 178V179H199ZM33 179V181H35L37 178H35L34 179V177L32 178ZM46 179V180H47ZM51 179V178H50ZM93 179H95L94 177H93ZM115 179V178H114ZM43 180V179H42ZM45 179L42 181V184H40L39 182L41 181H39L38 182V184L40 185V186H38L37 185V192H35V196L38 198V199H40V200H45V199H47L51 194H53L54 193V191L57 189V187H58V185L57 184H59V182H57V181H55V183H53V182H51L50 180V182L52 183H48L49 181H46ZM52 180V179H51ZM44 181H45V183H44ZM53 181V180H52ZM218 181H219V183H218V185L221 187V189H222V187L223 186H225L224 185V182L223 181H221L220 179H218ZM37 182V181H36ZM195 182H197V183H195ZM200 182V183H199ZM215 183H216V180H215ZM263 183V182H262ZM34 185L36 184V183H33ZM47 184H50V185H47ZM96 184L94 185V184H91V186L93 185V187H92V190L93 189H95L94 188V186H96ZM198 186H197V185ZM226 184V183H225ZM229 184V183H228ZM191 185H193L192 187H191ZM196 185V186H195ZM91 186L90 187H86V188H84L83 189V191H84V193H86L85 191H87L89 188H91ZM99 186H102V182H100V184H99ZM195 186V187H194ZM218 186V187H219ZM35 187L36 186H34V190H35ZM185 188V189H189V188ZM229 189H228V191L231 189V186H230V184H229ZM88 188V189H87ZM96 188H97V190L99 189V190H101V188L100 187H97L96 186ZM87 189V190H86ZM221 189H220V191H221ZM83 191H81V192H83ZM161 195V194H160ZM236 199H238V198H236ZM184 201H187V202H184ZM5 202V203H6ZM11 202V203H10ZM182 202V203H181ZM3 204V203H2ZM160 204V205H159ZM6 205V204H5ZM6 205V206H7ZM11 205H13V204H11ZM2 206H4V205H2ZM45 206V205H44ZM15 207V206H14ZM6 208V207H5ZM5 208L3 209L2 207H1V205H0V232H1V230H3L4 228H5V226H6V220H7V218L11 215V214H13L14 212H15V209L14 210H10L8 207V209L10 210H7V208H6V210H5ZM12 209H13V207H12ZM186 209V210H185ZM154 210H155V208H154ZM160 211H161V213H160ZM163 211V212H162ZM165 212V214H163V216H161V214L162 213H164ZM160 215V216H156V215ZM177 218V219H178ZM34 218H31V220H30V223L36 228V230H37V228H38V225H40V223L39 224H37L36 225V222H34V220H33ZM46 219V221L45 220H42V221H44V223L45 222H48L49 220L47 219V218H45ZM40 220V219H39ZM218 221V220H217ZM39 222H41V220L39 221ZM220 223H222V221H219ZM154 223H155V219H154ZM179 225V224H178ZM175 226V225H174ZM173 226V227H174ZM179 226H181V225H179ZM157 227V226H156ZM169 227H172V226H169ZM162 229V228H161ZM175 229H181L182 230V227L181 228H179L177 225L175 226V228L174 229H172L171 228V230H175ZM36 230H34L27 238H22L21 239V243H19V244H15V243H12V244H10V243H6V244H4V243H2L1 242V234H0V257H2L3 258V263H5V264H17L16 263V261L13 259V250H14V248L15 247H17V246H19V248H20V250H21V252H22V254H23V256H26V257H28V256H33V258H31V259H25L26 260V262H27V264H41V262H39V259L41 258H43L44 257V254H43V252H46V251H43V249L44 248H41V246L43 245V244H41L40 243V241H42V242H45V240H46V236H44L45 238H40V237H38L39 235H37V233H36ZM178 230V231H179ZM180 230V231H181ZM162 231H163V229H162ZM169 231H170V229L168 230V232H167V234L169 233ZM179 231V232H180ZM163 232H165V231H163ZM177 232V231H176ZM166 233V232H165ZM171 233V232H170ZM173 234H177V233H174L173 232ZM47 236H49V235H47ZM162 237V236H161ZM48 238H51V236L50 237H48ZM163 238V237H162ZM162 238H160L161 239V241H163L162 240ZM41 239V240H40ZM57 238L55 237L54 238V236H53V240H56ZM116 239V238H115ZM44 240V241H43ZM47 240H49V239H47ZM51 240H52V238H51ZM58 240V239H57ZM56 240V241H57ZM161 241H158L160 244H157V245H159V246H164L165 244H162L163 242H161ZM47 242V241H46ZM50 242V241H49ZM53 242V241H52ZM58 242V241H57ZM61 242V241H60ZM59 242V243H60ZM113 242H116V240H114V238L113 237H111V239L109 240V244L107 245L108 247H107V249L111 252V251H113L114 250V248H115V245H114V243ZM48 243V242H47ZM47 243H44V244H46L47 245ZM111 243H113V244H111ZM54 244H56L57 245V243H54ZM162 244V245H161ZM54 246V247H51V246H53V244L51 245H47L48 246V248H50V250H49V252H51L52 254H51V256H53V258L51 257V256H48V255H50V253L48 252V249H47V254H45V256L47 255L48 256V258L49 259H52V261L54 262V260H56V258H57V260H56V262H58V260H60L61 258H63V256H60L62 253H61V250H66L64 247L61 249V247L59 248L58 246L59 245H57V246ZM104 245V244H103ZM47 246H42V247H47ZM100 246V245H99ZM97 247V248H100V247ZM105 247V246H104ZM40 248H41V250H40ZM52 248V249H51ZM96 248V250H100V249H97ZM28 249V250H27ZM46 250V249H45ZM95 250V251H96ZM41 251H43V252H41ZM101 251V250H100ZM66 252H67V250H66ZM66 252H65V254H66ZM41 253H42V257L40 256L41 255ZM64 253V252H63ZM64 254V255H65ZM236 254H233V253H231V252H229V251H225V252H219V253H217V256H216V259H215V261H214V263L213 264H228V263H230V262H232V260H234V261H236V262H239V260H240V262H242L243 263V260H241L237 255H236V258H234V256H235ZM55 257V258H54ZM61 257V258H60ZM40 259V260H41ZM45 259H46V257H45ZM44 259V260H45ZM48 259V260H49ZM54 259V260H53ZM63 260H64V258L63 259H61V261L60 262H63ZM50 261V260H49ZM49 261H46V262H49ZM43 263V262H42ZM55 264H58V263H55ZM255 264H257V263H255Z\"/></svg>",
	"mask_w": 264,
	"mask_h": 264
},
{
	"label": "crops",
	"instance_id": "0c3cea01",
	"mask_svg": "<svg viewBox=\"0 0 264 264\" xmlns=\"http://www.w3.org/2000/svg\"><path fill=\"white\" fill-rule=\"evenodd\" d=\"M258 2L264 3V0H258ZM56 3L55 16H52V9L45 0H0V34L3 45L14 46L16 38L21 31H24L25 37L36 50L40 44L42 31L61 33L64 26L62 22L57 21L56 17L66 16L69 11L78 8V5L75 0H57ZM105 7L110 10L107 0H95L93 7L88 6L85 15L80 19V32H82L85 23L97 12H102ZM212 7L214 5L211 4L197 6L192 14L194 22L199 27L197 30L204 38H219L221 36V18ZM261 44L260 47L264 48V38ZM249 47L247 43L229 42L226 58L231 65L238 69L236 70L237 75L234 79V86L231 89L220 91L217 101L221 112L228 109L237 117L233 128L235 139L241 143V152L237 161L226 167V184L236 181L234 190L237 192H242L239 190L241 184L247 183L251 171V164L247 162L248 133L256 120L264 118V90H262L264 89V69H262L264 60L257 62L256 56L252 54L254 51ZM260 63L263 64L259 65ZM220 81H229L228 74H225ZM262 103L263 105H260ZM52 136L55 138L54 131ZM239 235L247 236L249 234L241 232ZM251 235L254 238L252 241L237 239L223 232L208 237L204 252V264H213L217 253L225 251L252 257L264 264V237L259 236L256 232Z\"/></svg>",
	"mask_w": 264,
	"mask_h": 264
}]
</instances>
